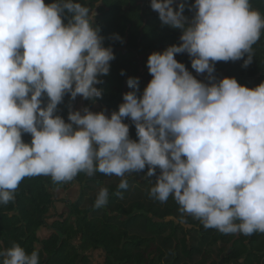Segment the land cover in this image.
<instances>
[{"label": "clouds", "instance_id": "obj_1", "mask_svg": "<svg viewBox=\"0 0 264 264\" xmlns=\"http://www.w3.org/2000/svg\"><path fill=\"white\" fill-rule=\"evenodd\" d=\"M174 5L151 0L162 24L181 30V42L150 53L142 95L139 78L129 77L118 111L84 107L65 121L57 114L65 95L101 97L96 85L115 58L96 13L79 0H0V203L14 199L25 177L60 183L99 172L120 177L126 190V174L147 168L146 177L155 176L150 196L173 198L181 220L190 215L223 234L264 233V81L248 87L214 76L217 62L251 64L264 15L250 0H195L190 19L184 3ZM112 39L123 43L119 34ZM185 52L209 82L175 58ZM108 198L102 187L93 206ZM0 264H40L39 249L29 254L13 243L0 249Z\"/></svg>", "mask_w": 264, "mask_h": 264}, {"label": "trees", "instance_id": "obj_2", "mask_svg": "<svg viewBox=\"0 0 264 264\" xmlns=\"http://www.w3.org/2000/svg\"><path fill=\"white\" fill-rule=\"evenodd\" d=\"M79 2L93 8L94 24L100 26L104 46L112 47L115 58L110 62L108 75L100 77L102 83L96 85L101 97L88 100L78 95L73 100L65 95L57 109L65 121L69 111L81 102L91 111H105L109 116L118 111L123 94L131 90L127 85L129 77L139 78L138 95H142L152 78L147 68L150 53L181 42V30L162 24L150 6L151 0ZM194 2L175 0V5L184 3V15L190 19ZM250 3L264 15V0ZM113 34H119L123 43L112 39ZM175 58L197 79L209 82L206 73L201 76L192 69L186 52ZM243 63V59L217 62L214 76L217 80L235 77L248 87L264 81V31L253 45L251 64L244 67ZM44 99L46 103L47 98ZM124 122L130 126V137L137 139L132 121ZM22 138L31 142V134L25 133ZM146 171L147 168L126 174V190L118 189L120 177L99 172L92 177L80 173L73 181L60 183L50 176L25 177L15 190L14 199L0 203V249L18 243L30 254L38 248L40 264H90L91 250L102 251L100 264H218V259L223 264H264V233L223 234L205 228L190 215L185 214L181 220L173 198L161 203L150 196L155 176L146 177ZM72 186L78 188L74 200L60 195L59 190ZM102 187L108 188L109 198L104 207L96 208L94 201ZM40 227L49 229L47 238L37 236Z\"/></svg>", "mask_w": 264, "mask_h": 264}, {"label": "crops", "instance_id": "obj_3", "mask_svg": "<svg viewBox=\"0 0 264 264\" xmlns=\"http://www.w3.org/2000/svg\"><path fill=\"white\" fill-rule=\"evenodd\" d=\"M75 110H83V108H80V105H78L76 108H75ZM72 111H74V110H72ZM74 187L75 186H72V187H70L68 190H63V189H61V190H59V192H61L60 193V195H63V196H67V197H69V198H71L74 194H77L76 192V190L74 189ZM50 235V231H49V229H47V228H45V227H40L39 229H38V231H37V236L40 238V239H44V238H47L48 236ZM89 254H90V256H91V258L90 259H92V258H94V257H98V256H101V254H102V251L101 250H91L90 252H89ZM103 261V260H102ZM101 261V262H102ZM90 264H91V262H90ZM218 264H223L222 263V261H220V259H218Z\"/></svg>", "mask_w": 264, "mask_h": 264}, {"label": "rangeland", "instance_id": "obj_4", "mask_svg": "<svg viewBox=\"0 0 264 264\" xmlns=\"http://www.w3.org/2000/svg\"><path fill=\"white\" fill-rule=\"evenodd\" d=\"M199 75H203V74H199ZM85 106H84V103H80V108H84ZM74 189L77 191L78 190V188L77 187H74ZM77 193V192H76ZM75 196H76V194H74L71 198H72V200H74L75 199ZM103 260V256H98V257H94V258H92L91 260H90V262H91V264H100L101 263V261Z\"/></svg>", "mask_w": 264, "mask_h": 264}]
</instances>
